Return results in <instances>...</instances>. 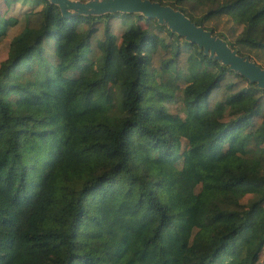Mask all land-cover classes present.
Masks as SVG:
<instances>
[{"label":"trees","instance_id":"obj_1","mask_svg":"<svg viewBox=\"0 0 264 264\" xmlns=\"http://www.w3.org/2000/svg\"><path fill=\"white\" fill-rule=\"evenodd\" d=\"M157 1L264 63V0ZM19 22L0 264H264L263 89L139 14L0 0V41Z\"/></svg>","mask_w":264,"mask_h":264},{"label":"water","instance_id":"obj_2","mask_svg":"<svg viewBox=\"0 0 264 264\" xmlns=\"http://www.w3.org/2000/svg\"><path fill=\"white\" fill-rule=\"evenodd\" d=\"M58 7L62 17L71 15H102L106 13H135L146 19H155L170 32L194 43L209 59L227 66L257 88L264 90V67L239 55L225 40L210 30L196 25L178 9L157 0H46Z\"/></svg>","mask_w":264,"mask_h":264},{"label":"rangeland","instance_id":"obj_3","mask_svg":"<svg viewBox=\"0 0 264 264\" xmlns=\"http://www.w3.org/2000/svg\"><path fill=\"white\" fill-rule=\"evenodd\" d=\"M81 1H84V0H81ZM28 6H30V4L16 2V4L13 7L12 14L19 16L21 10L27 8ZM139 23L143 27H145L146 25L142 20H139ZM19 29H20V22L16 26L9 28L6 32V36L4 37V39L0 41V61H2L6 57L8 43H9L11 36L14 35ZM247 56L250 57L251 60L255 61L257 64H259L261 67H264V63L257 61L256 59H254L253 57L249 55ZM262 253H264V249L262 250Z\"/></svg>","mask_w":264,"mask_h":264}]
</instances>
